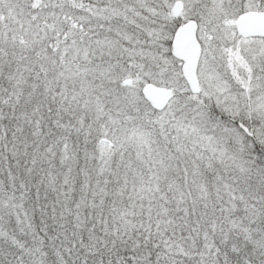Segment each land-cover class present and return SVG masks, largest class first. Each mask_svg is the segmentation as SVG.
Instances as JSON below:
<instances>
[{
    "label": "snow or ice",
    "instance_id": "obj_1",
    "mask_svg": "<svg viewBox=\"0 0 264 264\" xmlns=\"http://www.w3.org/2000/svg\"><path fill=\"white\" fill-rule=\"evenodd\" d=\"M0 264H264V0H0Z\"/></svg>",
    "mask_w": 264,
    "mask_h": 264
}]
</instances>
